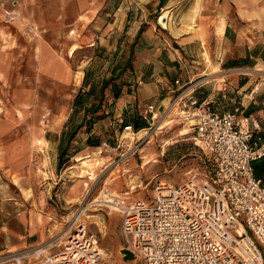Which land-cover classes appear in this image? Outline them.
Masks as SVG:
<instances>
[{
    "label": "crops",
    "instance_id": "0c3cea01",
    "mask_svg": "<svg viewBox=\"0 0 264 264\" xmlns=\"http://www.w3.org/2000/svg\"><path fill=\"white\" fill-rule=\"evenodd\" d=\"M96 44L106 69L120 76L114 82L122 78L119 97L108 88L103 105L116 124L164 100L176 80L195 77L197 95L212 108L240 104L264 123V0H0V85L20 71L34 72L25 78L36 82L46 72L67 76L70 58ZM86 58L77 66L85 69ZM5 151L0 144V255L39 244L49 231L42 194L18 188L1 170Z\"/></svg>",
    "mask_w": 264,
    "mask_h": 264
},
{
    "label": "built area",
    "instance_id": "2783aa9c",
    "mask_svg": "<svg viewBox=\"0 0 264 264\" xmlns=\"http://www.w3.org/2000/svg\"><path fill=\"white\" fill-rule=\"evenodd\" d=\"M198 82L176 80L164 100L138 109L146 127H122L136 135L175 122L201 150L199 165L185 180H159L150 200L116 201L123 248L141 264H264V175L253 169L264 159V123L240 104L215 110L197 95ZM98 148L109 144L101 141ZM80 216L73 217L65 239L9 252L0 264H99L98 236Z\"/></svg>",
    "mask_w": 264,
    "mask_h": 264
},
{
    "label": "rangeland",
    "instance_id": "374dc122",
    "mask_svg": "<svg viewBox=\"0 0 264 264\" xmlns=\"http://www.w3.org/2000/svg\"><path fill=\"white\" fill-rule=\"evenodd\" d=\"M162 14L161 11L156 16ZM94 48L95 51L81 49L70 58L71 69L67 76H64L66 72L61 78L57 71L46 72V77L36 82L25 78H33L34 72L20 71L19 79L14 80L13 75L3 81L5 84L0 85V144L6 147L9 165L1 170L5 169V177L14 179L18 188L42 194L49 222L45 242L59 237L65 239L64 233L77 214L88 230L98 236L106 254L99 264H141L138 260L124 259L121 213L109 203L135 198L150 200L159 180L180 183L199 165L201 150L195 145L192 134L182 132L183 126L175 122L131 135L121 131L119 122L116 124L110 113L105 117L110 123L105 121L101 127L94 125L90 132L92 139L99 137L109 148H98L100 142L88 144L89 134L84 126L67 141L73 98L82 86L85 71L95 81L120 77L106 69L103 62L107 57L102 55L104 46L96 44ZM84 55L87 63L82 69L77 61ZM200 78L195 77L193 81ZM121 81L122 78L117 82ZM74 117L76 124L78 114ZM13 126L20 127L21 134L5 135ZM97 130L102 133H96ZM12 138H19L16 146L12 145ZM67 142L68 148L60 162V146ZM4 255H0V260Z\"/></svg>",
    "mask_w": 264,
    "mask_h": 264
},
{
    "label": "trees",
    "instance_id": "16d2710c",
    "mask_svg": "<svg viewBox=\"0 0 264 264\" xmlns=\"http://www.w3.org/2000/svg\"><path fill=\"white\" fill-rule=\"evenodd\" d=\"M113 77H109L107 79H103L100 81H95L94 79H90V74L88 71H85L82 86L75 93L73 102H72V112L70 115V124L71 130H69L68 140H70L76 133V131L85 127V131L87 134V141L90 145H98L99 137L95 136L92 139L93 135L90 133L94 124L99 120L105 118L109 112H105L103 105L105 100V95L107 93V89H112V95L114 98L119 97L120 90L122 86L121 82H114ZM109 84H112L109 86ZM86 87V89H85ZM81 113V114H80ZM78 114V121L74 124V115ZM126 124H131L135 130L144 128L147 126L145 120L141 119L138 116V113L130 112L125 114L121 121L119 122V127H122ZM69 127V126H68ZM66 132H64L65 134ZM68 148V142L63 146H60L59 158L60 162L63 160V157L66 153V149ZM253 169L256 176L264 175V159L257 160L253 163Z\"/></svg>",
    "mask_w": 264,
    "mask_h": 264
},
{
    "label": "water",
    "instance_id": "95a60500",
    "mask_svg": "<svg viewBox=\"0 0 264 264\" xmlns=\"http://www.w3.org/2000/svg\"><path fill=\"white\" fill-rule=\"evenodd\" d=\"M121 253L124 257L125 260H132L134 259V255L132 254V252H130L128 249L126 248H122L121 249Z\"/></svg>",
    "mask_w": 264,
    "mask_h": 264
},
{
    "label": "bare ground",
    "instance_id": "6f19581e",
    "mask_svg": "<svg viewBox=\"0 0 264 264\" xmlns=\"http://www.w3.org/2000/svg\"><path fill=\"white\" fill-rule=\"evenodd\" d=\"M72 48H74V47H72ZM182 132H186V131H182ZM109 204L112 206V208H113L114 210H116V209L118 208L117 203H109ZM76 216H77V214H76ZM103 254H104V256H106L105 253H103Z\"/></svg>",
    "mask_w": 264,
    "mask_h": 264
}]
</instances>
